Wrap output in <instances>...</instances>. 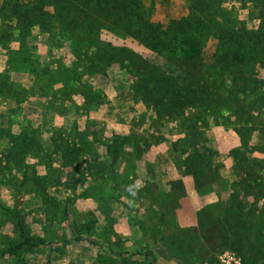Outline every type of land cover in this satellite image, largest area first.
I'll return each instance as SVG.
<instances>
[{
	"label": "rangeland",
	"instance_id": "rangeland-1",
	"mask_svg": "<svg viewBox=\"0 0 264 264\" xmlns=\"http://www.w3.org/2000/svg\"><path fill=\"white\" fill-rule=\"evenodd\" d=\"M142 1L213 12L196 62L0 0V264H264V56L217 61L264 0Z\"/></svg>",
	"mask_w": 264,
	"mask_h": 264
},
{
	"label": "trees",
	"instance_id": "trees-1",
	"mask_svg": "<svg viewBox=\"0 0 264 264\" xmlns=\"http://www.w3.org/2000/svg\"><path fill=\"white\" fill-rule=\"evenodd\" d=\"M30 1L26 6L14 4L15 12L24 11L30 18L52 16L61 21L63 26L65 24L66 28L79 31L100 33L101 30L118 28L158 53H170L172 56L182 54L185 61L193 57L196 62V56L201 54V42L211 31L215 21L210 10H196L198 12L193 11L190 14L185 28L163 29L159 23L150 19L142 0H49L54 7L52 13L44 8L48 5L47 0H39L38 4L33 3L32 6L29 4L33 0ZM191 1L197 5L200 0ZM19 6H25V9H20ZM227 39L228 41L224 42L225 52H219V62L228 58L237 60L240 56L252 62L256 57L264 56L260 52L264 45L257 29L233 24L232 33ZM199 85L197 84V90ZM196 89H188L181 98L182 105H195L197 98L201 100L204 92Z\"/></svg>",
	"mask_w": 264,
	"mask_h": 264
},
{
	"label": "built area",
	"instance_id": "built-area-1",
	"mask_svg": "<svg viewBox=\"0 0 264 264\" xmlns=\"http://www.w3.org/2000/svg\"><path fill=\"white\" fill-rule=\"evenodd\" d=\"M218 264H246L235 254L225 253L220 256Z\"/></svg>",
	"mask_w": 264,
	"mask_h": 264
}]
</instances>
